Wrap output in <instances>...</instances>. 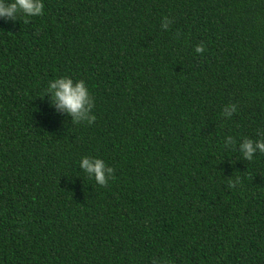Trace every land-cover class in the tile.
I'll list each match as a JSON object with an SVG mask.
<instances>
[{
  "label": "trees",
  "instance_id": "trees-1",
  "mask_svg": "<svg viewBox=\"0 0 264 264\" xmlns=\"http://www.w3.org/2000/svg\"><path fill=\"white\" fill-rule=\"evenodd\" d=\"M43 3L0 18V264H264V153L240 152L264 140V0ZM61 76L93 123L46 95Z\"/></svg>",
  "mask_w": 264,
  "mask_h": 264
},
{
  "label": "clouds",
  "instance_id": "clouds-1",
  "mask_svg": "<svg viewBox=\"0 0 264 264\" xmlns=\"http://www.w3.org/2000/svg\"><path fill=\"white\" fill-rule=\"evenodd\" d=\"M44 3L43 0H0V18L5 20H17L18 14H22L25 17L40 16L43 14ZM164 23L161 25L163 29H167L171 20L168 17L163 18ZM197 53L204 51L203 42L199 43L195 47ZM51 96L52 102L55 107L68 113L73 123L87 122L93 123L96 120V116L90 111L94 107V99L90 95L88 86L83 79L76 80L68 76L57 77L54 80H50L46 89V95ZM237 110V105L231 103L225 106L223 109L224 114L229 117L232 116ZM231 141L233 144L236 140L232 136H228L226 142ZM264 153V140H253L251 138H244L240 144V152L243 157L251 161L254 157V153ZM80 168L83 169L90 177H94L95 181L101 185L106 186L109 179H115V169L111 166H107L105 161L98 157L84 156L80 160ZM240 182V177H236V180H229V187H235Z\"/></svg>",
  "mask_w": 264,
  "mask_h": 264
}]
</instances>
